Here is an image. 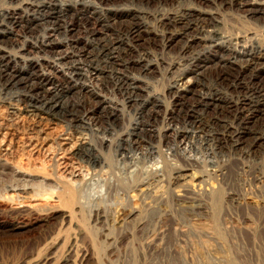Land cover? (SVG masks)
Masks as SVG:
<instances>
[{"label": "bare ground", "instance_id": "bare-ground-1", "mask_svg": "<svg viewBox=\"0 0 264 264\" xmlns=\"http://www.w3.org/2000/svg\"><path fill=\"white\" fill-rule=\"evenodd\" d=\"M2 1L5 3L4 0H0V159L4 160L9 168H16L22 173H37L38 175H42L45 179H51L58 182L62 188L54 190L49 187L47 188L42 182H35V188L33 190L28 191L24 189L19 191V195L22 199L20 200V207H15L17 205L14 206V203L10 202L9 198L7 197L6 199L2 194L4 188L2 184H0V214L5 215L6 212L15 210H17V212H23L25 210H27V212L29 210L31 211L30 206L32 203L40 200L47 201V203H50V201L57 203V208L55 210H51V212H47L45 215H38L34 218L25 219L19 217L16 220L8 221L0 215V255L5 256L6 254L8 256L10 254L12 255L13 252L25 249H31L32 253V249L35 250L37 247L40 249V246L49 240L48 238L51 234H48L39 240L29 239L37 226L40 227V225L48 224L52 220H61V223L63 224L68 219H70V225L72 224L74 219L73 216L75 215L73 210H76L74 209L77 207H75V205L79 203V195L74 188V180H84L86 175L90 174L91 170H94V167L101 166L105 161H103L105 152L103 153L104 155L102 152L100 153V148L102 147L103 149V144H107L110 148V145L112 144V140L110 141V138L106 139L105 137L101 138V142L99 141L100 144H102V146L99 147L100 145L98 143L99 146L96 145V143L94 144L96 140L92 142L93 140L92 137L88 135L89 133L86 134L78 128L84 129L87 126H90V129L92 127V129L100 133L113 127L111 126V128H107L103 127L104 125L99 126V123H108L111 125V123L115 122V119L120 117V109L117 110L118 108H116L117 102L115 103L111 98H108L103 94V90L109 85L114 86L113 89L118 91L124 97V102L127 101V104L136 103L142 100V102L137 105V108H135L140 116L134 123H132L134 125L133 129L130 128L131 132L128 134H125L124 132L125 135H120L121 137L118 138L125 144L140 148L142 146L139 144H142V141H147L144 137L147 138L150 136L151 138L152 136L154 137L156 133L157 137L162 135L160 130L161 127L159 130L155 128L151 119L157 120L162 116L163 112V115L165 114V116H162L164 117L163 120H166L171 116L170 119L174 122H181L194 129L196 128L195 131L174 129L176 132V134H174L181 137L189 138L198 135L200 138L203 137L204 142V138L209 141L217 142L219 148L229 147L230 149H241L244 145H264V136H260V133L256 130L258 124L262 122L264 123V29L259 33L260 37L257 39L255 38L256 45L254 44L255 46L247 48V43L253 38L252 35L255 34V32L251 29H246L245 31L231 32L232 34L225 36L220 32L223 24L219 21L218 17L220 9L225 6L244 9L247 13L249 11L252 13L255 11V3L257 0H138L142 3L145 1L146 4L158 1H162L165 3L164 5H174L176 2L178 3L177 8L175 7L176 9L166 10L165 8L164 11L161 12L141 8H114L113 5H119L117 4L118 2H115L116 0H99L100 6L89 4L91 1L88 0H82L81 2L74 1V3L72 0H67L63 4H57V1L59 0H7L8 4L5 3V5L7 4L6 6H1ZM129 1L134 2L135 0ZM181 2H184V4H181ZM189 2H194L197 5L193 6V4L191 5ZM206 4L207 6L213 7L215 5L217 8H212L214 10L205 9L203 6ZM209 26L217 27L216 30L214 29L215 31H213L212 37L205 36L207 27ZM18 28L20 29L21 34L18 32ZM43 29H46L47 31L45 34L43 33L44 35H41L40 32H42ZM62 31L67 35L64 40L57 37ZM227 34L229 33L227 32ZM16 36L22 37L23 41L21 39L20 44H18L19 42H16L19 41L16 39ZM15 44L16 47L19 48L18 51H15L17 50L15 48V50H10L8 48L9 45L14 46ZM158 47L161 48L160 55L162 56L160 59H154L155 56L152 57L151 52L153 51H151V49ZM173 47H175L173 53H176L178 58L177 60H175V58L168 62V59L166 60L165 57L170 53L169 50ZM33 52L42 55L35 56L34 58L28 56L29 53ZM211 56L220 57L221 63L217 68L209 70L206 67V62L211 60ZM226 56L229 58L224 59ZM242 56H244L245 59L239 61L238 58ZM21 62H25L27 65L26 69L23 68L25 66H20ZM165 64L166 66L164 67L163 65ZM182 66H185L186 69L184 68L183 72H186L183 73L181 71L183 74L180 77L178 76L179 78H174L172 76L174 78L171 80L172 83L169 85L168 89L165 88L167 89V94L172 97V100H170V97L169 103L167 100L168 104L163 102L165 99L163 101L160 100L161 98L158 97V93H154V95L152 92L149 93L146 89L147 83L140 79L132 78L129 75L133 71H167L168 74H173ZM213 71L216 72L214 77H216L215 81L217 85L226 90H215L212 88L213 86L208 87L206 83L202 82L205 78L207 79L206 76H209ZM57 73H63V78L61 79ZM178 75L180 74L178 73ZM196 76H202L203 79H198ZM96 80L101 82L95 83ZM139 81L142 83L140 84ZM87 82H90L91 85H88ZM72 91L77 92L80 97L79 100L75 102L76 104H74V106L71 105L72 107H70L67 104L69 103L68 96ZM144 92H147L148 94L146 99L145 97L143 98ZM14 93L18 94L19 97L17 96V99L7 98ZM12 95L10 97H12ZM93 98H96V101L93 100ZM143 99H145V101ZM86 101L90 102V106L85 104ZM78 106H80L81 109L79 112H77L78 110L75 111L76 109L73 108ZM68 107L70 108L68 109ZM124 107H126L125 104ZM134 116H136V114ZM64 119H72L76 123L77 128H74L72 132H60V128L58 131L57 126L59 122ZM179 123H175V125ZM172 124L171 126H173ZM74 125L75 124L72 126ZM236 126L238 128H236ZM211 127L215 128L216 131H213L211 135L206 134ZM171 129H173V127ZM95 131L93 133H95ZM112 135L113 133H111V136ZM208 136L211 138L209 139ZM200 138H198V140ZM160 141L161 140H159V142ZM177 142L175 145L179 147L178 145L180 142ZM182 142L183 141H181V144ZM172 147L170 150L174 151ZM152 152L153 151L150 153ZM173 155L175 157L174 153ZM185 155L187 156V154ZM72 158L86 160L94 167L91 169V166L88 168L85 164H83L84 166H78L75 165L73 161V164L70 165L68 164V161ZM47 159L58 164L60 162L61 166L65 168V172H68L69 177H65L61 173V175H59V171L55 170L57 168H52L56 164L53 165L50 162V165L52 164L53 166H49ZM174 159H171L169 162H174ZM231 159L228 162L227 157L226 162L217 163L219 164L216 166L217 170H214L213 173H211L215 175V177H221V179H219L221 183L226 180L229 181L228 179L230 178L234 181L235 176L237 174L240 175L242 172L240 171V168L241 164H244V162L240 163L239 160L234 162L235 160ZM38 160H40L41 164L39 163L40 166L36 167ZM176 160L177 159H175V161ZM195 161L196 159L194 161L185 160V166H176V172L172 171V174L170 175L171 180L168 184H170L169 190H171V195L169 193L168 195L170 196L171 202L181 208H185V203L191 199L193 200L195 195H198L196 190L201 183L203 184V182H205V178H207L206 176L208 175H206V173L203 174L204 172L202 171L204 170L201 172L197 171L199 169L193 166L197 163H195ZM262 162H264V160ZM205 163L208 162L206 161ZM246 165L244 167H247ZM58 166L60 167V165ZM165 166L168 167L166 162ZM249 166L250 165H248L247 168H249ZM169 167H173L172 164H169ZM206 167H204V169ZM193 168L196 170H193ZM59 170L62 169L59 168ZM150 170L152 171V169ZM166 170L168 171V168ZM132 171L134 170L132 169ZM209 171H207V173ZM96 172L97 171H95V173ZM138 172L140 171L138 170ZM152 172L151 174L157 173L156 171ZM248 172L250 173V170H248ZM242 173H244V171ZM154 174L152 176H154ZM155 175V177H158L157 174ZM247 175L244 176L247 177ZM250 175L253 176L252 180L249 178L251 181L257 186L264 187V176H256V174L254 175L253 173ZM161 178L163 180V177ZM152 180L151 182H153ZM218 184L220 183H217V186ZM122 186H124V184ZM135 186L137 187V185ZM196 186L198 187L194 191ZM158 187L159 185L157 186L156 191L158 189L160 191L161 186ZM222 187L223 184L221 187L219 185V195L217 194V198L215 199L217 202L222 200L223 197H225L224 195L227 194H222ZM177 188L182 190L179 191L180 189ZM164 189L166 190V188ZM176 189L182 193L175 192ZM144 190L147 191V189ZM211 190H213V188ZM154 191H151V193H154ZM208 191L210 194L209 189ZM141 192L140 195H142ZM253 192L256 193L255 191ZM258 194H260V192ZM154 195L152 194L150 197H153ZM214 195L215 194H213V196ZM239 195L240 194H237V192H233L232 190V192H229L230 201L235 202ZM155 196L156 198H160L159 196L162 195L158 196L156 194ZM169 196H167L166 199L164 197L166 202ZM206 196H208V194ZM213 196L211 195V197ZM211 197L210 200H213L215 196L212 199ZM17 201L18 200L15 198V202ZM224 201L225 200H223V202ZM220 202L217 203V205H221ZM191 204L193 205V203ZM237 204L234 205L236 206ZM55 205L56 204H54V206ZM78 206L80 207L79 204ZM211 206L213 208V205ZM166 209L168 208L166 207ZM117 211L119 212L120 210ZM137 211H139V209ZM145 212L146 211L142 213ZM99 213L102 214V212ZM216 213L218 212H215V214ZM135 214H137L136 210H124L121 215L125 218ZM201 214H203V212ZM257 215L258 214H256V216ZM216 216L218 217L219 215ZM100 217L102 216L100 215ZM213 220L215 221L214 218L212 221ZM124 221H122V223ZM218 223L219 222L217 221L213 225H217ZM55 231L57 230L54 229L51 233L53 234ZM19 236H21V239H17ZM63 237L64 236L59 233L57 236L55 235L49 243L47 242L46 249L48 252H51V250L59 246L61 247L62 244L66 243L67 241ZM20 255L21 254H19V256ZM40 256L41 255H39V257ZM42 257L43 255L41 256L40 261L37 262L38 264L46 262L47 257ZM64 257L67 258L69 256L65 255ZM64 257L62 260H64ZM70 258L69 260H64L65 263L69 262Z\"/></svg>", "mask_w": 264, "mask_h": 264}, {"label": "rangeland", "instance_id": "rangeland-1", "mask_svg": "<svg viewBox=\"0 0 264 264\" xmlns=\"http://www.w3.org/2000/svg\"><path fill=\"white\" fill-rule=\"evenodd\" d=\"M4 1H5V3L8 4L7 0H4ZM65 1H67V0H59V1H57V4H63V3H65ZM74 1L81 2L82 0H72L73 3H74ZM88 1H91V2H89V4H92L93 6H100L99 0H88ZM115 2L116 3L118 2L117 4H119V5H113V7L118 8V9L141 8V9H148L150 11L154 10V11H160V12L164 11L165 8H166V10L176 9L177 5H178L177 2L174 5H169V4L164 5L165 3H163L162 1L149 3V4H146L145 1L142 3L138 0H135L134 2H131L129 0H127V1L126 0H123V1L116 0ZM3 3L4 2L2 1L1 6L5 5V3L4 4ZM181 4H184V2H181ZM189 4H191V5L193 4V6L197 5L194 2H189ZM203 8L208 9V10H214L212 8H217V7H215V5H214V7L213 6H207V4H206L203 6ZM218 17H219V21H221V23L223 24L221 26L222 29H220V32H222L225 36L230 35V34H232L231 32L234 33L235 31H245L246 29L253 30L255 32V34H253L252 35L253 38L248 41L247 48H250L251 46L253 47L256 45V43H255L256 39L260 37L259 33H261V31L264 29V0H257V2L255 3V11H253L252 13L250 11L247 13V11H244V9L232 8L229 6H225V7L220 9ZM214 29L216 30L217 27L216 28L212 27V26L207 27V32L205 33V36L206 37H212L213 31H215ZM46 31H47L46 29H43L42 32H40L41 35H44L46 33ZM18 32H19V34H21V31L19 28H18ZM227 32L229 34H227ZM57 37L61 40H64L67 37V35H65V32L62 31L60 34L57 35ZM16 39L19 40L16 42L17 43L19 42L18 44H20L22 37L16 36ZM22 41H23V39H22ZM8 48L10 50L17 49L15 51L19 50V48L16 47V44L14 46L9 45ZM174 48L175 47H173L171 50H169L170 51V53H168L169 57H168V55L165 57L166 60L168 59L167 60L168 62L174 60L175 58H176L175 60H177V58H178V55L176 53H173ZM153 49L155 50V52ZM153 49H151V51H153V52L150 51L152 53V57L155 56L154 59H160L162 56V55H160L161 54L160 53L161 48L158 47V48H153ZM240 49H242V48H240ZM41 55L42 54H37L35 52L28 54V56H30L31 58L32 57L34 58L35 56H41ZM159 55H160V57H159ZM171 56H173V57H171ZM226 58H229V57L226 56L224 59H226ZM230 59H232V58H230ZM244 59H245L244 56L238 58L239 61H243ZM232 61H234V60H232ZM206 63H207L206 64L207 69L212 70V69H215L219 66V64L221 63V59L218 56H211V60L207 61ZM24 64H25V62H21L20 66H25L23 68L26 69L27 65L26 64L24 65ZM163 66L165 67L166 64ZM184 68H185V66L180 67V69L176 70L173 74H170V73L168 74L167 71H150V72L149 71H143V72L133 71L129 75L132 78H137V79H140L141 81L147 83L146 89L149 93L152 92L153 95H154V93H158V97L161 98L160 99L161 101H163L165 99V101H163V102L167 103V100H168V103H169L170 100H172V97H171V95L169 96L167 94V89H168L169 85L172 83L171 80H173L174 78H179L184 72H186V71L183 72ZM165 73H167V74H165ZM176 73H177V76H176ZM178 73L180 75H178ZM215 74H216V72L213 71L211 74H209V76L210 75L211 76L210 77L206 76L207 79L205 78L202 82L206 83L208 87L213 86L212 88H214L215 90H221L222 87L217 85V83L215 81V79H216V77H214ZM57 75L59 77H61V79L63 78L62 76H64L63 73H57ZM196 77L198 79H200V78L203 79L202 76L201 77L196 76ZM141 81H139L140 84L142 83ZM99 82H101V81H99V80L95 81V83H99ZM87 84L91 85L90 82L89 83L87 82ZM113 87H114L113 85H109L107 88H105L103 90V94L105 96H107L108 98H111L115 103L117 102L116 108H118L117 110L120 109L119 110L120 117L118 119H115V122L111 123V125L108 123H105V124L99 123V126L104 125L103 127H107V128H109V127L111 128V126H113V127L111 129H107L108 131L104 130L105 132L102 131L100 133L95 131L94 129H92V127L90 129V126H87L84 129L78 128L79 130L81 129V131H83L86 134L89 133L88 135H90V137H92V140H93L92 142H94V140H96L97 142L95 141L94 144L95 143H96V145L99 144L100 145V146L98 145L99 147L102 146V144H100L101 138L106 137V139L110 138L109 140L110 141L112 140V144L110 145V148H109V146H107V144L106 145L103 144V149H102V147L100 148V150H101L100 153L102 152V154H103L105 152V155L103 154L105 156V157L103 156L104 157L103 161L105 160L106 162L104 161L103 164L101 165L104 167H101V166L94 167V166L90 165L86 160H80L77 158H72L68 161V164H70V165H72L74 162V164L78 165V166H84L83 164H85V166H87L88 168H89V166H91V169H93V167H94V170L90 171L91 175L88 174L89 177H88V175H86V178L84 180L82 179L83 181L82 180H79V181L74 180V185H75L74 188L77 190V193L79 195L78 196L79 203L78 202L77 203L80 205V207L78 206V204L75 205V207L76 206L77 207L74 208L76 210H73L75 215L73 216L74 219L72 221V224L70 225V223H69L70 219H68V220H66L68 223L65 221L66 223L64 222L62 224L61 220H59V221L52 220L48 224H44L42 226L40 225V227L37 226L34 233L29 237V239L39 240L40 238H42L48 234H51V236H49V238H48L49 240H47L43 245H41L40 249H39V247H37L35 250L32 249V253H31V249H29V250L25 249L22 251L13 252L14 254L12 253V255L10 254L8 256L6 254H5V256L0 255V264H35V263L38 264L37 262L40 261V258L42 255H43L42 258L47 257L46 262L45 263L43 262V264H264V191H263L264 187L263 186L262 187L257 186L253 181H251L253 176L250 175L251 173H253L254 175L256 174V176L257 175H259L261 177L264 176V167H262V166H264V162H262L264 160V157H263L264 156V145H262V146H250V145L246 146V145H244L241 147V149H236V148L230 149L229 147L219 148L217 142L209 141L206 138H204V140H205V142H204L203 137L200 138V137H198V135H194V136L189 137V138L181 137V136L175 135L176 132L174 131V129L195 131L196 128L194 129L193 127L188 126V125L181 123V122L180 123L177 121L174 122L170 119L171 116L168 117L166 120H163L164 117H162V116H165V114L163 115V112H162V116L159 117L157 120L151 119V122L155 125V128H157L159 130V128L161 127L160 130H161L162 135L158 134L159 136L157 137V133H156L154 137L153 136L151 138H150V136H148L147 138L144 137L147 140L146 141L147 143L145 141H142V144L141 143L139 144L142 146L140 148L134 147L133 145L125 144V143L121 142L118 138L121 137L122 135L128 134L129 132H131V129H133L134 125L132 123H134L136 121V119H138V117L140 116V115H138L137 110L135 108H137V105H139L142 102V100L138 101L136 103L134 102V103L127 104V101L124 102L125 101L124 97L118 91L113 89ZM90 88H92V87H90ZM165 88H167V89H165ZM222 90L224 91L226 89L224 88ZM13 92H17V91H13ZM160 93H162V94H160ZM147 95H148L147 92H144L143 98L145 97V99H146ZM155 95H157V94H155ZM10 96L7 98H16L17 99L19 97L18 94H15V93L12 95V97H10ZM68 97H69L68 98L69 103L67 105L72 107V106H74V104H76L75 102L79 100L80 96L78 95L77 92L72 91ZM170 97H171V99H170ZM145 99H143V100L145 101ZM93 100L96 101V98H93ZM85 104L87 106H90L89 101H86ZM120 104H122V105H120ZM124 104L126 107H124ZM70 107H68V109ZM73 108L76 109L75 111L78 110L77 112H79L81 110L80 106L73 107ZM121 110H123V111H121ZM163 110H164V108H163ZM135 114H136V116H134ZM158 120H160V121H158ZM167 121H168V123H167ZM60 122L58 124V126L59 125L60 126L59 127L57 126L58 131L60 128V132H64V131L65 132L66 131L72 132L74 128H77L76 123L72 119H64ZM157 122H158V124H157ZM165 123H166V125H165ZM175 123H179V124H177L178 126L175 125ZM73 124H75V125L72 126ZM171 124L173 126H171ZM131 125H133V126H131ZM162 125H163V127H162ZM181 125H182V127H181ZM164 126H165L166 130H165ZM170 127L171 128L173 127V129H171ZM114 128H116V129H114ZM155 128H153V129H155ZM211 128H209L210 130L206 134L211 135L213 131L214 132L216 131L215 128H213V127H211ZM236 128H238V127L236 126ZM256 128H257L256 130H258V132L260 133L259 135L264 136V131H263L264 130V123L262 122V123L258 124L256 126ZM258 128H260V129H258ZM121 130L123 133L121 132ZM94 131H95V133H93ZM96 132H97V134H96ZM124 132H125V134H124ZM102 133H103V135H102ZM111 133H113V135H112L113 137L111 136ZM117 135H118V137H117ZM102 136H104V137H102ZM96 137H97V139H96ZM198 138H200V139L198 140ZM210 138L211 137H209V139ZM176 139L178 142L176 141ZM159 140H161V141L159 142ZM113 141H115V142H113ZM181 141H183L182 144H181ZM208 141H209V143H208ZM173 142H174V144H173ZM176 142L177 143L180 142L178 146L181 149L179 147H177V145H175ZM215 144H217V145H215ZM181 145H182V147H181ZM148 147H151L152 149L148 148ZM171 147H172V149H174V151L170 150ZM153 148H154V150H153ZM229 149H230V151H229ZM117 150H118V152H117ZM180 150H182V151H180ZM209 150H210V152H209ZM215 150H216V152H215ZM248 150H250V151H248ZM126 151L127 152L129 151V152L127 153ZM149 151L150 152L153 151V152L150 153ZM109 152H110V154H109ZM188 152H189V154H188ZM166 153H168V154H166ZM173 153L175 154V157H174ZM148 154H150V155H148ZM185 154H187V156ZM211 154H213V155H211ZM169 155H170V157H169ZM178 155H179V157H178ZM171 156H173L177 160L175 161V159ZM227 157H228V160H227ZM166 158H167V160H166ZM171 159H174V162L170 163L169 161H171ZM195 159H196L195 163L196 162L198 163V161H199L198 164L196 163L197 166L193 165L194 167L199 169L197 171L201 172L202 170H204V171H202V172H204L203 174L206 173V175L207 174L208 175L207 176L205 175L207 178H205V182H203V184L201 183V185H199L197 183L199 185V187L196 186V188H194V191H195L198 187V189L196 190L198 195H195V198L193 200L192 199L190 200L192 202H190V201H188L189 203L186 202L185 208H181V207L175 205L174 203H172L170 200V196L168 195V193L169 194L171 193V190H169L170 184H168V183H170V180H171L170 175L172 174V171L176 172V166L181 165L182 167H184L185 166V160L194 161ZM201 159L203 160V163H202ZM230 159L235 160L234 162H236L238 160L240 161V163L244 162V164L242 163L243 165L241 164V168H240V171H242V172L244 171V173L241 172L240 175L237 174L235 176L234 181L232 180V178H230V179H228L229 181L226 180L225 182L221 183V181L219 180V179H221V177H219V176L215 177V175H213L211 173H213L214 170H217L216 166L219 165L217 163H219V162L222 163L224 161L226 162V160L229 162ZM240 159H242V160H240ZM47 161L49 162L48 164L51 167L56 164L52 168H54V169L57 168L55 170L59 171L58 172L59 175L62 174L65 177H69L68 172L67 171L65 172V168H63V166H61L60 162L58 164V163L51 162L48 159H47ZM206 161L208 163H205ZM50 162L53 165L52 164L50 165ZM165 162H166V165H168V167L165 166ZM5 163L6 162L4 160L0 159V184H2V186L4 188L2 194L6 197V199L8 197L10 202L14 203L13 204L14 206L17 205L15 207H18V206L20 207V200L22 199L19 195V191L24 190V189L28 190V191L33 190L35 188L34 187L35 182H42L45 184V186L47 188L49 187L50 189H54V190H59L62 188L61 185L54 180L45 179L42 175H38L37 173H28V172L22 173L19 170H17L16 168H9L8 165H6ZM37 163L38 164H36V167H39L41 164L40 160H38ZM246 163H247V165H246ZM169 164H172V166L175 169L173 167H169ZM58 165H60V167ZM157 165H158V167H157ZM245 165L247 167H248V165H250V166H249V168H247V167H244ZM152 166L154 168L155 167L156 168L154 169ZM159 166H160V168H159ZM166 167L168 168V171L166 170L167 169ZM204 167H206L205 168L206 170L209 168L210 171L208 169L207 171H209V172L207 173V171L204 169ZM261 167H262V169H261ZM59 168L62 169L63 171L59 170ZM98 168L100 169V171ZM131 168L135 171V173H134V171H132ZM109 169H111V170H109ZM150 169H152L153 172H155V171L157 172L155 174H157L159 179H158V177H155L156 175ZM169 169L171 172L169 171ZM253 169H254V171H253ZM138 170L140 172H138ZM193 170H196V169L193 168ZM248 170H250V173L248 172ZM95 171H97V172L95 173ZM151 172L154 174V176H152L153 174H151ZM105 173H107V174H105ZM116 174H117V177H116ZM163 174H164V176H163ZM209 174L211 176H214V177H211ZM243 174L244 175L248 174V175L246 177ZM135 176H136V178H135ZM137 176H138L139 180H138ZM161 177H163V180ZM136 179H137V181H136ZM140 179H141V182H140ZM167 179H169V180H167ZM151 180L153 182H151ZM136 182H138V183H136ZM215 182H216V184H215ZM132 183H134V184H132ZM143 183L145 186L143 185ZM206 183H208V184H206ZM217 183H220V184H218V186H217ZM232 183H234V184H232ZM235 183H236V185H235ZM123 184H124V186H122ZM126 184L127 185L131 184L132 186L131 185L127 186ZM139 184H141V185H139ZM149 184L150 185L152 184V185L150 186ZM204 184H205V186H204ZM222 184H223V187L221 189V190H223L222 194L223 193L224 194L227 193V194L224 195L225 197H223V195L221 194L223 197V199L221 197V199H222V200H220L221 202L219 201L221 203V205L220 204L217 205V203H219V202H217V200H215V199L217 198L216 196L219 192L218 190H220L219 185L221 187ZM243 184L244 185L246 184V185L244 186ZM133 185H134V187H133ZM135 185H137V187ZM158 185H159V187L161 186L160 191H159V189L157 190L160 194L156 191ZM237 185H238V187H237ZM255 186H257V187H255ZM124 187H126V188H124ZM128 187H129V189H128ZM153 187H154L155 191H154ZM207 187L210 190V194H209ZM162 188H163L164 193L162 191ZM164 188H166L167 191ZM200 188H201V190H200ZM212 188H213V190H211ZM247 188H248V190H247ZM144 189H147V191H145ZM149 189H152V190H149ZM177 189H180V188H177ZM177 189L175 191L177 193L182 190V189H180L178 191ZM232 190H233V192H237V194H240L235 202H232L229 199V192H232ZM256 190L257 191L259 190V191L257 192ZM151 191L152 192L154 191V193H151ZM253 191H255L256 193H254ZM140 192L142 195H140ZM211 192H212V194H211ZM259 192H260V194H258ZM152 194L153 195L157 194L158 196L162 195L163 197L159 196L160 198L162 197L161 199L156 198L155 195L153 197L152 196L150 197V195H152ZM204 194H205V196H204ZM207 194H208V196H206ZM213 194H215L214 195L215 197L213 196ZM211 195L214 197L213 200H210ZM167 196H169V197H168V200L166 202L165 199L167 198ZM202 196H203V199H202ZM164 197H165V199H164ZM200 197H201V199H200ZM213 197H211V199ZM239 197H241L242 199ZM15 198L18 200L17 202H15ZM135 198H136V200H135ZM245 199H246V201H245ZM223 200H225V201L223 202ZM226 200H227V202H226ZM215 201H216V205L218 207L215 205ZM48 203H47V201H43V200H40L38 202L35 201V203H32L31 206L29 205L31 207V208L29 207L31 209V211L29 210L27 212V210H25L26 212L21 211L22 212L21 213V212H17V210H15V211H9L10 213L6 212L5 215L4 214H0V215L3 216L4 219L8 220V221L14 220V219L16 220L19 217H23L25 219L26 218L27 219L28 218H34V217H37L38 215L39 216L45 215V214H47V212H51V210H55L57 208L56 202L50 201V203L49 204ZM53 203L56 205L54 206ZM170 203H172V204H170ZM191 203H193V205ZM199 204H200V206H199ZM210 204L213 205V208ZM234 204H237V205L235 206ZM26 205H28V204H26ZM136 207H138V208H136ZM139 207L140 208L142 207V208L140 209ZM166 207L168 209H166ZM123 209L126 211H128V210L129 211L130 210L135 211L136 210L137 214L124 218V216L121 215L122 212L124 211ZM138 209L141 213L144 211H146V212L141 214L139 211H137ZM117 210H120V211L118 212ZM165 211H167V212H165ZM99 212H102V214ZM202 212H203V214H201ZM215 212H218V213L215 214ZM255 213L258 215L256 216ZM159 214H161V215H159ZM100 215L102 217H100ZM216 215H219V216L217 217ZM259 215H260V217H259ZM117 216H120V217H117ZM212 216H214V217H212ZM213 218L215 219V221L213 220L214 222L212 221ZM124 219H125V221H124ZM216 220L219 223L217 225H213L217 222ZM122 221H124V222L122 223ZM61 224H62V226H61ZM62 227L64 228L65 231L63 230ZM54 229L57 231H55V233L52 234L51 232L54 231ZM60 229L64 233L61 232ZM59 233L64 236L63 238L66 239L67 242L64 244L61 243L62 244L61 247L59 246V247L51 250V252L49 251L50 252L49 253L48 250L46 249L47 248V242L49 243L52 240V238H54L55 235L57 236V234H59ZM52 235H53V237H52ZM20 237L21 236L17 237V239H21ZM14 240H16V239H14ZM56 249H58V250H56ZM26 250H27V252H26ZM18 252H20V253H18ZM15 253H16V255H15ZM19 254H21V255L19 256ZM32 254H33V256H32ZM44 254H46V255H44ZM64 254L66 256H69V257H67V258L64 257L65 256ZM39 255H41V256L39 257ZM48 255H49V257H48ZM63 257H64V260H69V258L70 257L71 258H70L69 262L65 263V261L62 260Z\"/></svg>", "mask_w": 264, "mask_h": 264}]
</instances>
